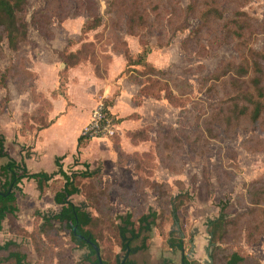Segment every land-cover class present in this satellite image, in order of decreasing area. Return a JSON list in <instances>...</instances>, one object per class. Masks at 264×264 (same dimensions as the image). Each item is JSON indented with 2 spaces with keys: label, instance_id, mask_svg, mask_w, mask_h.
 Listing matches in <instances>:
<instances>
[{
  "label": "rangeland",
  "instance_id": "1",
  "mask_svg": "<svg viewBox=\"0 0 264 264\" xmlns=\"http://www.w3.org/2000/svg\"><path fill=\"white\" fill-rule=\"evenodd\" d=\"M207 9L215 10L223 21L212 17L202 25L201 16ZM236 10L259 24L264 22V0H26L20 14L27 28L25 39L16 50H10L5 36L0 40V134L8 138V154L17 162L30 155L33 148L19 147V142L27 134L30 137L24 142L34 143L38 130L47 124L45 109L51 102H64L66 111L73 106L67 94L70 71L66 76L62 74L64 56L82 52L86 57V62L70 70L84 65L75 71V77L87 87L91 85L93 64L108 70L112 65V72H121L119 78H123L128 64L125 54L134 64L146 48L151 51L147 58L150 68L162 73L142 67L133 71L134 78L145 85L148 102L158 104L145 106L142 115L148 141L136 144L125 141L132 146L123 148L129 157H120L117 163L124 170L123 178H132L130 174L134 178L120 183L119 179L105 180L101 175L97 181L82 182L81 194L71 198L74 205L80 206L86 204L88 186L95 184L99 189L111 186L108 190L111 207L102 210L109 220L103 217L102 226V220L97 219L101 224L97 222L92 228L101 256L108 264H116V255L120 261L124 257L118 247L114 218L132 212L136 219L148 211L156 212V226L147 241V250L130 256L131 262L161 264L169 260L181 264L186 257L190 262L205 264L207 223L219 218L221 203H228V207L225 239L220 248L242 252L249 258L246 264H264V113L258 124L242 120L226 129V133L224 126L212 123L222 102L241 94L238 89L233 91V79L227 76L217 80V77L234 65H252L251 52L264 54V34L242 41L229 35L226 22ZM83 27L95 30L82 37ZM122 42L126 43L127 51L120 45ZM88 43L91 47L83 49ZM58 64L62 66L56 73ZM144 74L151 76L145 78ZM73 82L71 87L75 85ZM44 89L50 94L41 98L40 90ZM104 90L94 94V106L85 128L95 108L100 103L111 104L119 94L116 90L112 97L102 99ZM170 94L172 105L162 100ZM152 95L160 96L161 100ZM142 98L135 97L134 105L142 104ZM83 102L86 100L81 99L79 106L85 105ZM77 125V120L71 119L67 132H73ZM117 130L116 126L113 137L92 139L111 140L114 146L117 143L121 146ZM49 155L39 166L46 172L53 167ZM152 184H167L174 197L181 196L176 203L183 206L175 220L165 191H155ZM62 185L61 178L55 177L40 196L34 183L23 182L16 201L19 226L30 224L36 213L59 212L53 197ZM251 185L259 198H250ZM250 199L256 204H251ZM91 213L99 216L94 210ZM8 228L4 223L0 244L15 238L20 242L22 236L14 237ZM54 232L37 239L39 251L34 249L37 244L34 247L24 238L30 263L85 264L84 258L90 251L73 246L67 232ZM169 240L175 244L182 241V250L170 248ZM189 242L194 244L192 253Z\"/></svg>",
  "mask_w": 264,
  "mask_h": 264
},
{
  "label": "trees",
  "instance_id": "2",
  "mask_svg": "<svg viewBox=\"0 0 264 264\" xmlns=\"http://www.w3.org/2000/svg\"><path fill=\"white\" fill-rule=\"evenodd\" d=\"M25 3L26 0H0V40L5 36L10 50H16L21 41L26 37L27 28L20 17V14L25 7ZM208 9L205 10L201 16L203 23L202 25H206V23L210 21L212 17L220 22L223 21L222 16L219 15L215 10L210 9L208 11ZM226 29L229 31V35L233 40L242 41L245 37L252 38L259 34H264V22L259 24L258 21L248 18L244 12L236 10L227 20ZM94 30L95 27H83L81 29V35L82 37H85L88 33ZM119 43L120 42H117L118 45ZM114 44L116 46L115 42ZM120 45L123 46L124 51H127V45L125 42ZM88 47H91V44L85 45L83 49H87ZM150 53L151 51L147 48L145 50L143 49V51L137 57V62L134 64L130 63L131 59L128 53H126L127 55L125 54L128 64H126V69L122 75H124L129 82L140 87L139 94L142 97L147 96L144 90L145 85L134 78L135 75L133 71L136 67H142L144 69L149 68L151 71L157 72V70H155L153 67L150 68L148 64L147 58ZM64 57V70L62 74L65 76L68 70L86 62V57L82 55V52L68 54ZM249 57L252 59V65L242 66V64H239L237 67L234 65L217 77V80L227 76L230 80L233 79V83L231 85V87L234 88L233 91L239 90L241 93L230 100L222 102L220 111L216 114L215 119L212 122L213 124L220 125L219 127L221 128L224 126V132L227 131L226 129L233 128L234 123H239L242 120H245L251 125H255L258 124L262 119V115L264 113V54L251 52ZM109 61L110 60L108 57V62ZM92 66L94 69L93 72L97 78L103 79L106 76V68H96L94 64ZM157 73L162 75L161 72ZM143 76L147 78L151 75L144 74ZM153 77L156 78L154 75ZM138 78L140 79V77ZM154 97L157 100H161L160 96ZM171 97L172 95L167 98H163L162 100H165L168 102V104L172 105ZM108 106L109 105H105V108L108 109ZM176 107L181 108L179 106ZM182 111L183 110H181V112ZM106 114L113 120V123L116 126L121 121H123H117L113 119L109 112H106ZM147 129L148 128L146 127L141 130L128 133L126 137L133 144L145 143L148 141ZM140 137H142V139H139ZM89 141V138L81 136L78 139V147L85 145V143ZM4 143L5 139L3 135L0 134V161H4V164L0 163V230L2 228V223L5 220L10 222L12 229H17L15 226V221L17 218L16 214L18 213L16 201L17 194L21 193L20 186L23 182H33L36 185L39 195L43 196L49 189L51 185L50 182L55 176H59L63 181V185L61 190L55 193L53 197L54 204L60 207L59 212L49 215L36 213L35 218L37 221L39 220L38 225H36L35 230L31 234H21L22 237L30 240L31 244L35 247V245L38 243V240L47 237L46 235H49L50 233H55L54 231L56 230L67 232L70 238V243L73 246L78 249L86 248L90 251V254L86 255L84 258L85 264H99L95 250L84 240H82L81 237H83L85 239H89L93 244L96 245L99 250L102 264H108V261L101 256V248L94 237L92 228L96 227L97 222L101 224L97 219L102 220V226H104L102 219L103 217L109 220L107 217L108 215L105 214L103 216L102 210H108L111 207L108 202V190L111 186L107 184L99 189V187L95 186V184H92L87 187L89 188V191L86 195V204L76 206L71 201L72 197L79 196L81 194L82 182L97 181L99 172L90 171L88 166H86L85 170L82 172H65L62 168V165L60 164L62 159H57V172L55 174H30L27 171L23 161L16 162L5 152ZM115 147L116 149H119V143H117ZM120 157L129 156L121 153ZM152 186L155 191L160 189L165 191L164 195L168 196L169 206L171 207V216L175 220L179 208L183 206V203L181 202L176 203L181 196L174 197L171 194V190L167 184H152ZM250 190H252L250 191V198H259L257 195L258 193L255 194L256 189L253 185L250 186ZM250 203L254 205L256 204L253 203L251 199ZM98 205H102L103 207H98ZM227 207L228 203H221V215L219 218L207 223L209 235L211 237L210 258L212 260V264H246V261L249 258L244 256L242 252L233 250L231 248H220V246L222 247L225 239L224 230L227 227V223L225 222V211ZM91 210L96 211L99 216H97V218L93 216ZM156 221L157 214L153 211H148L146 214H141L136 219L134 213L132 212L126 213L125 215H118L114 218V229L116 232L118 247L124 254L123 260L121 261L119 260V255L115 256L116 264H134L129 260V257L137 254L138 252L147 250V241L150 240V235L156 226ZM137 243H140V245L137 246ZM38 244L34 248L37 251H39ZM189 244L191 245V242H189ZM168 246L170 248H177L178 251H181L183 248L182 241H179L177 244H175L169 240ZM25 248L26 247L22 243L18 244L13 241H8L3 245H0V264H31ZM161 264L173 263L169 260H163ZM181 264L196 263L190 262L188 258L183 257Z\"/></svg>",
  "mask_w": 264,
  "mask_h": 264
},
{
  "label": "crops",
  "instance_id": "3",
  "mask_svg": "<svg viewBox=\"0 0 264 264\" xmlns=\"http://www.w3.org/2000/svg\"><path fill=\"white\" fill-rule=\"evenodd\" d=\"M114 59L115 57L111 59V62H114ZM61 66L62 64H58V67H56L54 71L57 73L61 69ZM83 66H79L75 69L69 70L70 71L68 72L69 74L67 73L68 76L67 94H68V98L70 99V103L73 106L66 111L64 102H61L60 100H53L51 102L50 104L51 106H49L48 109H45L47 124L38 130L36 140L34 141V143L28 144L24 142L25 139L30 137V135L27 134L24 135L23 142H19L20 143L19 147H23L24 145H30V148L33 147L29 152L30 155L21 158V161H23V163L27 168V171L30 174H38V173H47L49 175L55 174L57 172L56 160L62 159L60 164L62 165V168L65 172H67V170H71L72 172H81L82 170H85L86 166H88L90 171L99 172V176L102 175L103 179L105 180L113 181L114 179H119L120 183H128L129 181H131L132 178H134V175L130 174V177L132 178L129 177L123 178L124 170L123 168L119 167L120 165H118L120 162L119 157L121 153L125 151L123 150L124 145L127 146L129 144V142L128 144H125V141H129L126 135L128 133H132L146 127L147 126L146 122L142 116L145 113V106L152 105L153 107L154 105H158V104H151L150 102H148L147 98L143 97L142 104L139 103L134 105L133 103L134 98L140 96L139 94L140 87L129 82L126 79V77L119 78V74L121 72H117V71L112 72V68H111L112 65L109 70L107 69V74L103 79L97 78L95 74L91 72V75L89 76L91 80L90 81L91 85L87 87L85 83L81 82V79L77 80L75 77L76 76L75 71L77 69H81ZM72 81H74L73 84H75L73 85V87H71ZM131 85H134L136 87H132ZM102 89H105L102 99H108L109 96H111L114 93V91L116 90L119 91V94H117V96L115 97L114 102L109 104L108 112L113 117V119L117 121L123 120L117 125V129H118L117 135H119L120 140L122 141V145L121 146L119 145V149H116V147L114 146L111 140L92 139L89 142L85 143V145L78 147V139L81 137L82 132L85 129L84 126L90 118V110L94 106V102H95L94 94H97ZM40 93H41L40 94L41 98L43 97L46 98L47 96L49 97L50 94L47 89L40 90ZM81 99L82 101L86 100V102H83L85 105L81 103L82 106H79V101ZM118 114L120 115L118 116ZM71 119L77 120L78 125L75 127V130L73 132H67L68 123L70 122ZM6 135H8L7 132ZM4 139H5L4 149L5 152L8 154L6 148V144H8V138L4 137ZM129 147L132 146L129 144ZM97 148L99 149L97 150ZM117 152L120 154H117ZM48 153H50L49 158L51 160L53 167L50 171L46 172L39 166L43 161H45L44 157L47 156ZM125 155H127V153H125ZM14 160L17 162L16 159ZM1 164H4V162H2ZM55 177H59V176H55ZM18 213L16 214L17 218L15 221V226L17 227L16 229L17 231L12 229V225L8 220H5L2 223V226L4 223H6L7 226L9 227L8 228L9 234L13 235L14 237H18L21 234L24 235L31 234L35 230V227L36 225H38L39 222L36 220L35 217H33L30 224L26 225L25 227H21L19 226ZM206 232L209 235L208 229ZM8 241H13L18 244L22 243L24 246H26L25 244L26 241L23 237L21 238L20 242L17 241L16 238ZM209 244L210 242L208 241L207 251L210 256ZM192 245L194 247V244L191 243V246ZM207 261L205 260L204 263L206 264Z\"/></svg>",
  "mask_w": 264,
  "mask_h": 264
},
{
  "label": "built area",
  "instance_id": "4",
  "mask_svg": "<svg viewBox=\"0 0 264 264\" xmlns=\"http://www.w3.org/2000/svg\"><path fill=\"white\" fill-rule=\"evenodd\" d=\"M108 109L100 103L92 113L90 124L83 130L82 136L92 139L96 137H113L116 131V125L106 114Z\"/></svg>",
  "mask_w": 264,
  "mask_h": 264
},
{
  "label": "water",
  "instance_id": "5",
  "mask_svg": "<svg viewBox=\"0 0 264 264\" xmlns=\"http://www.w3.org/2000/svg\"><path fill=\"white\" fill-rule=\"evenodd\" d=\"M175 225H176V227L179 229V225H178V223L176 222L175 223ZM183 237V236H182ZM82 238V240H84L88 245H90L94 250H95V252H96V257H97V259H98V262H99V264H102V262H101V259H100V254H99V250H98V248L96 247V245L95 244H93L89 239H85V238H83V237H81ZM209 242L211 241V237H209V240H208ZM191 253H192V251H193V245L191 246ZM207 262H206V264H212V260H211V258H210V256H209V253H208V251H207Z\"/></svg>",
  "mask_w": 264,
  "mask_h": 264
}]
</instances>
